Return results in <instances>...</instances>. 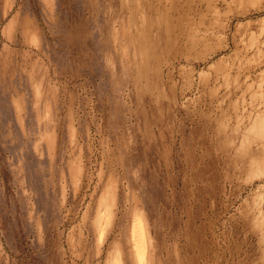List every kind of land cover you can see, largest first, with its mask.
<instances>
[{"label": "rangeland", "instance_id": "1", "mask_svg": "<svg viewBox=\"0 0 264 264\" xmlns=\"http://www.w3.org/2000/svg\"><path fill=\"white\" fill-rule=\"evenodd\" d=\"M0 264H264V0H0Z\"/></svg>", "mask_w": 264, "mask_h": 264}]
</instances>
